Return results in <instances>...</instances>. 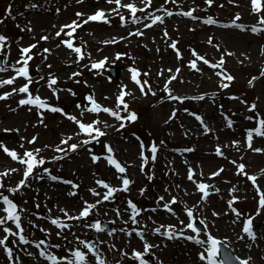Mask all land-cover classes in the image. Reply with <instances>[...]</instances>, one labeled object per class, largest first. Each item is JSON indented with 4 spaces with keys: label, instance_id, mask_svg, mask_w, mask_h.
Returning a JSON list of instances; mask_svg holds the SVG:
<instances>
[{
    "label": "rangeland",
    "instance_id": "374dc122",
    "mask_svg": "<svg viewBox=\"0 0 264 264\" xmlns=\"http://www.w3.org/2000/svg\"><path fill=\"white\" fill-rule=\"evenodd\" d=\"M91 1H93L95 6H93L94 10L90 12H96V10L104 11L105 18H108V21L95 24L89 20V22L85 24L82 23L83 31H86L89 27L96 26L91 28V31L96 36L97 31L104 33L103 40L115 34L114 32H110L112 24L117 28L118 26H128L129 28L120 33V36L117 37L118 41L115 39L114 42H116V44L114 47L109 46V39L104 45L87 44L86 48H89L90 55L97 59L101 57L100 59L103 63L107 58H112L113 62L116 57L120 60L123 53L133 56L143 68H146L147 75L151 76V80L145 82L148 86L147 91L157 92L166 87L176 91V94L180 97L187 99L180 103L174 96L166 95L161 101L155 103L153 108L150 107L151 102L154 101L153 99L151 101L143 100L141 103L136 102L134 104V107L141 113V120L136 124L134 130L143 136V140L146 138L144 140L146 144L151 141V139H148L146 131V129H148L157 139L161 137L167 138L169 145L173 149H191L193 145L189 144V136L184 137V130L192 120H195L192 113L201 116L207 113L206 116L208 118L206 117V119L209 120L208 123H212L213 126H216L215 131L218 132L220 124H224L223 119L225 116L220 115V118H215L209 111L214 114L223 112L230 117L237 118L240 115L247 114L246 110L249 109V107H255L257 109L259 107L264 108L262 106L264 103V77H257L260 80L252 78L250 81L249 79L251 74H257L259 71H262L264 67V55H262L263 61L259 56L261 61L254 59L256 54L261 53L259 45H263L262 39L259 40L257 37H254L255 40L249 43L245 42L247 41L246 37L251 36L246 35V37H243V34L233 31L230 32L229 28L225 29L221 26L207 27L197 21H194L192 24L186 21V18H184V16L182 17L180 13L178 14V11H174L176 14H172V16L159 12L160 9L157 5L147 4V2L152 0H122L123 9L126 11L118 13L114 12L113 9L115 7V2L119 0ZM169 1L180 4L181 10H191L200 17H217L226 24L235 21L244 11L253 17L259 18L260 16L261 19L264 18V7L262 12L255 14V10L251 4L252 0ZM140 2H142L143 5H140ZM112 6L113 8L110 9ZM143 6H151L147 14L139 16L132 15L130 8L139 11V8L141 9ZM156 15L161 16V22L158 25L150 26L151 17ZM74 17L77 18V16ZM74 17L72 18L74 19ZM132 18L138 19L139 23L134 24L131 20ZM71 21L72 19L67 17L66 20H63V25L59 26L55 32L56 34L65 32L66 35L74 37L79 41V34L75 33L78 32V30L75 31L78 22H74L75 19L73 23H71ZM143 24L146 27L144 30ZM73 31H75V34H71ZM105 31L107 32L105 33ZM131 36H133L132 39L130 38ZM254 43L256 46L255 48ZM218 47L221 50H218ZM54 57L55 65H60L58 57L56 55ZM202 59L208 61L207 66L200 62ZM196 63H198L196 70L191 69L190 64ZM76 66L80 67L81 65L77 63ZM92 69L93 70L90 69L91 72H88L87 75L94 73V68ZM181 73L187 75L191 81L180 83L177 79L173 78L175 76L179 77ZM248 79L251 83L253 82L250 87L247 86L249 82ZM93 83L95 97L112 98L114 92L112 86L106 84L102 79H94ZM245 105L248 107L242 110ZM83 108L85 109V106H82V109ZM75 112L77 117L85 115L81 108L76 109ZM171 114H176V117H172ZM122 116L127 115L119 114L118 118ZM217 120L220 121V123H217ZM166 123L175 130L171 131V129L166 126ZM21 124L23 127L26 126L24 122H21ZM248 124H250V122ZM222 128L220 132H225L223 135L229 137L230 142L238 141L232 133H228L224 126H222ZM124 139L132 141L128 134L124 133L114 137V140L118 142ZM41 140L45 143L52 141L48 137H42ZM205 140L206 137L202 138L198 142L199 144L196 145L200 147ZM259 140L260 145H258V147H261L263 152L255 153V156L248 154L246 156V161L249 164H246V166L251 168L248 170L249 173L255 172V183L264 185V138ZM134 142L136 141L129 143L134 144ZM206 142L209 143V140L207 139ZM40 144H42V142H40ZM134 148H136L135 151L137 154L139 151L136 144ZM127 153L128 152H122V156L127 157ZM244 153L240 152V150H235L231 153H227L228 157H221L219 154L214 153L219 159H213L211 163H204V167L207 172L218 174V182L225 180L227 188L234 187V189L239 191L242 187L243 180L247 185L251 184V181L246 177V173L241 171L242 164L244 166L245 163H242L240 159H244ZM195 157H197L199 161L202 160V162H206L204 157L213 158L204 153H197ZM168 158L170 159V155ZM164 163H174V171L179 174L180 166L175 164V161L170 160ZM182 169L184 168L182 167ZM201 170L203 174L206 172L203 168ZM131 173L135 178L139 174H143L140 163L133 168ZM174 180L177 182L175 178ZM153 183V188L157 191L161 190L164 184H168L166 178L163 176L159 177L158 180H154ZM174 188H177V186H172L168 189V192ZM195 191L196 184L183 192L185 201L188 204L196 200ZM202 203H204L203 200ZM259 246V251L255 254V260L257 264H264V239L259 243ZM256 263L251 262V264Z\"/></svg>",
    "mask_w": 264,
    "mask_h": 264
},
{
    "label": "bare ground",
    "instance_id": "6f19581e",
    "mask_svg": "<svg viewBox=\"0 0 264 264\" xmlns=\"http://www.w3.org/2000/svg\"><path fill=\"white\" fill-rule=\"evenodd\" d=\"M254 59H258V60H260V59H262V58L259 59L258 54H256V57H255ZM260 61H261V60H260ZM225 147L228 149V151L232 152V150H231L230 147H227V146H225ZM232 242H235V240H232Z\"/></svg>",
    "mask_w": 264,
    "mask_h": 264
}]
</instances>
